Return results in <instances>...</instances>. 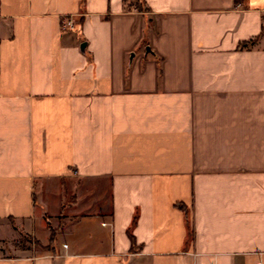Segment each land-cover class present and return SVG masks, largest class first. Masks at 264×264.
Returning a JSON list of instances; mask_svg holds the SVG:
<instances>
[{"label":"crops","instance_id":"obj_1","mask_svg":"<svg viewBox=\"0 0 264 264\" xmlns=\"http://www.w3.org/2000/svg\"><path fill=\"white\" fill-rule=\"evenodd\" d=\"M0 264H264V0H0Z\"/></svg>","mask_w":264,"mask_h":264},{"label":"built area","instance_id":"obj_2","mask_svg":"<svg viewBox=\"0 0 264 264\" xmlns=\"http://www.w3.org/2000/svg\"><path fill=\"white\" fill-rule=\"evenodd\" d=\"M73 26V21L70 18L63 19L61 23L62 28H71Z\"/></svg>","mask_w":264,"mask_h":264},{"label":"trees","instance_id":"obj_3","mask_svg":"<svg viewBox=\"0 0 264 264\" xmlns=\"http://www.w3.org/2000/svg\"><path fill=\"white\" fill-rule=\"evenodd\" d=\"M137 7L140 8V9H142L143 6L140 5V3H139V5L137 4ZM243 45H245V43H243Z\"/></svg>","mask_w":264,"mask_h":264}]
</instances>
